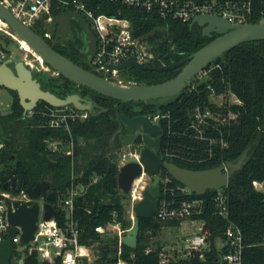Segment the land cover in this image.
I'll return each mask as SVG.
<instances>
[{
	"label": "trees",
	"instance_id": "trees-1",
	"mask_svg": "<svg viewBox=\"0 0 264 264\" xmlns=\"http://www.w3.org/2000/svg\"><path fill=\"white\" fill-rule=\"evenodd\" d=\"M251 2L252 12L247 22L264 20V0ZM165 23L163 27H157L156 21L139 23V31L146 36V40L162 52V58L151 65L180 61L216 37V34L211 38L204 36L202 27L198 24L191 27V22L169 19ZM7 42L13 45L12 39L7 38ZM48 42L68 56L51 40ZM181 69L157 71L136 67L131 76L121 74L126 82L153 84L176 76ZM203 72L205 77L197 75L189 80L177 101L162 107L158 103L163 99L124 102L87 86H78L61 74L56 81L63 79L62 85L68 88V93L79 92L91 98L94 109L89 110L87 118L71 120V131L47 125L49 116L42 107L46 102L26 119H23L22 108L15 107V111L9 115L0 114V141L5 144L0 149L2 181L6 182L22 173L24 186L30 187L48 173H54L55 189L62 197L74 175L75 181L84 186L74 203L80 241L93 246L102 259L115 260L118 249L111 250V244L115 245L117 240L105 238L96 227L106 226L113 220L119 221L124 228L133 224L132 219L126 216L124 203V199L130 195L119 188L118 181V149L122 147L124 135L129 132L121 120V113L129 116L164 113L167 116L160 120L163 137L159 152L163 159L172 160L183 167L205 169L230 161L237 162L246 153V162L225 187L229 217L214 214L212 203L202 215L207 220L206 226L212 231L207 249L162 262L160 243L154 244L148 251L152 245L151 236L156 235L162 227L175 226L179 222L162 221L154 216L140 218L138 246L134 248L123 243L121 257L137 264H216L223 251L218 247V239L228 223L233 222L243 231L246 244L243 250L244 264H264V190L255 184L256 181L264 183V39L244 42L226 51L213 59ZM190 87L193 88L189 90ZM213 94H234L240 102L217 105L211 100ZM197 107L203 112L211 109L222 117V120L208 118L209 123L204 128L205 138L196 137L197 131L191 127ZM58 136L65 142L74 140V159L70 156L59 159L58 166L51 169L49 162L52 152L46 139ZM210 138L217 140L211 143ZM222 139L227 145L222 144ZM166 152L173 155L167 156ZM12 153L16 154V158L9 162ZM167 175L174 183H182L162 167L161 176ZM215 191L210 189L202 196L209 197ZM57 219L60 224H65L66 212L60 207ZM97 242L99 244L95 246ZM25 264H60V260L55 263L40 261L38 252L33 251L26 256Z\"/></svg>",
	"mask_w": 264,
	"mask_h": 264
},
{
	"label": "built area",
	"instance_id": "built-area-1",
	"mask_svg": "<svg viewBox=\"0 0 264 264\" xmlns=\"http://www.w3.org/2000/svg\"><path fill=\"white\" fill-rule=\"evenodd\" d=\"M0 3L8 7L24 24L32 28L41 25L44 31L43 37L46 40L52 37L49 25L55 16L68 10L83 15L96 36V52L90 62L91 65L98 72L97 74L123 86L135 83L124 80L121 74L123 69L119 68L123 61L134 56L141 63L151 64L162 58V52L157 51L154 45L146 40V36L139 31L141 28L139 23L156 21L157 27H163L169 19L191 22L196 15L204 13L218 14L233 23H246L252 12L251 0L235 2L229 0L225 2L219 0H0ZM0 19L2 18L0 17ZM11 36L13 37L6 27L0 24V60L8 58L12 54L10 43L7 42V38L9 39ZM203 71L198 74L200 78L204 77L205 72ZM188 84L189 81L184 89ZM192 88L190 87L189 90ZM214 95L211 96L212 101H214ZM220 95L225 96L224 94ZM236 102H240V100L238 99ZM46 114L49 116L47 125L71 131V120L87 118L90 112L89 110H80L73 105H65L51 106ZM150 116L153 121L160 124L161 118L167 114L157 112ZM209 117L222 120V117L220 118V115L215 114L211 109H207L205 112L200 107L195 109V118L192 119L191 127L197 131L196 137L205 138L204 128L209 123ZM216 140L210 138L211 143ZM46 142L52 153H64L74 159L73 139L65 142L58 136L47 138ZM222 144L227 145L223 139ZM141 145L134 144V149L131 148L133 145L130 146L129 153L138 155ZM118 153L120 168L121 163L125 160V152L118 151ZM165 155L173 154L166 152ZM145 175H142L141 178ZM74 178L73 175L71 183L60 201L54 203L57 206V211L60 207L66 212L65 224H60L57 214L49 220L45 219L44 204L47 201L41 199L44 197L43 195L39 199L32 197L28 187H25L24 184L20 190L16 191L12 186L13 178L8 180L11 183L10 188L5 189L3 187L5 182L0 177V248L3 241L9 236L12 226L9 218L10 206L16 200L28 205L39 200L41 212L38 228L35 239L25 243L29 246L27 253L21 255L17 253L16 248V243L22 241V227L19 226V232L12 235L15 247L13 256L23 259V264H25L28 253L33 251L38 252L40 261L51 263L60 260V264H137L131 259L121 257L122 236L127 229L123 228L119 221L113 220L106 226L96 227L102 233L106 232L108 228L118 230V235L115 237L117 242L114 245L118 249V256L115 260H104L95 253L93 246L81 243L79 224L74 218V203L84 186L77 183ZM255 184L257 186V181ZM160 185L158 212L155 216L162 221L189 222L194 227L192 232L182 237L181 248L173 247L172 251V249L168 250L162 247L160 252L162 262L188 256L196 250L203 252L210 246V236L212 235L211 229L206 226L207 220L202 217L203 213L212 203L214 214L224 218L229 217V200L225 187L215 189V193L206 197L193 193L183 183H174L169 175L161 176ZM134 197L136 198L135 195ZM218 247L223 251L216 264H244L243 250L246 244L243 231L238 225L233 222L228 223L222 237L218 239Z\"/></svg>",
	"mask_w": 264,
	"mask_h": 264
},
{
	"label": "water",
	"instance_id": "water-1",
	"mask_svg": "<svg viewBox=\"0 0 264 264\" xmlns=\"http://www.w3.org/2000/svg\"><path fill=\"white\" fill-rule=\"evenodd\" d=\"M75 16L80 23L86 22L83 15L68 10L54 17L49 29L57 31L62 36L64 25L58 24L62 17ZM0 17L5 20L21 38L42 57L43 61L57 70L73 82L87 86L105 96L114 97L124 102L163 99L158 103L159 107L174 103L181 96L188 81L198 75L213 59L226 51L240 45L241 43L264 39V20L259 22L233 23L218 14L204 13L196 15L190 23L193 27L198 24L202 27L203 35L213 37L192 55L173 63L162 65H151L137 61L133 56L120 65V69L135 66L144 70L169 71L182 67L181 71L174 77L153 84L134 83L123 86L111 82L107 78L87 69L73 61L68 56L55 49L43 36L37 33L32 27L24 24L4 4L0 3ZM45 23V21L43 20ZM47 24V23H45ZM91 35V34H90ZM96 37V36H95ZM88 56L90 62L96 52V39L90 37ZM9 59L0 64V87L16 90L19 92L23 104L27 110L32 109L38 100H45L53 106L73 105L80 110H93L94 101L91 98L74 92L61 97L50 90L41 87L40 82L33 78L32 70L20 60L16 63V71L10 66ZM31 102H28L27 99ZM121 120L130 130L122 140L120 151L125 152V160L121 163L118 174L119 188L126 194L131 193L136 179L146 174L152 178V183L142 189V196L135 203V219L132 227L122 236L123 243L130 247H137L140 233V218H152L158 212L159 194L161 190V169L165 167L178 181L187 185L193 193L203 195L210 189H220L228 185L229 181L245 164L246 153L237 162H226L216 167L205 169H192L183 167L176 162L163 159L159 152L162 149V126L153 121L149 114L129 116L121 113ZM134 144H144L138 149V155L130 154L129 148ZM0 141V149L3 147ZM63 155L54 153L51 158L58 160ZM52 182L39 181L35 186L28 187L32 197L39 199L42 195L47 196L48 201L44 204L45 219L49 220L57 214V206L53 203L55 192L48 193ZM11 183L6 181L3 184L9 189ZM12 186L18 191L23 186V174L13 178ZM41 212V203L36 200L28 205L16 200L10 206L9 218L12 223L9 236L3 241L0 248V264H23V259L13 256L15 251L12 235L19 232L22 227V241L29 243L35 239L38 228V221Z\"/></svg>",
	"mask_w": 264,
	"mask_h": 264
},
{
	"label": "flooded vegetation",
	"instance_id": "flooded-vegetation-1",
	"mask_svg": "<svg viewBox=\"0 0 264 264\" xmlns=\"http://www.w3.org/2000/svg\"><path fill=\"white\" fill-rule=\"evenodd\" d=\"M59 24H61L62 26L64 25V30H63L62 36L59 35L56 30L52 32L49 29L52 32V37L50 40L54 44H57V46L59 45L58 47H60L63 51L67 52L68 57L71 58L73 61H75L76 63L80 64L81 66H83L85 68H89L88 63L90 62V56H88V47H89V43L91 40L90 37L92 36L93 39L94 38L96 39L95 33H94L93 29L91 28L89 22L86 21L84 23H80L76 19L75 16H72L69 18H66V17L60 18L58 21V24H56L55 27H57ZM215 34L216 33H213V36ZM217 35L218 34H216V36ZM14 46H15V49L11 50L12 54L8 58L0 60V64H2V62H5L9 59H13V61H10L8 64L14 71H16L17 70L16 69V63L18 61L22 60L25 63V65L32 70L33 78L37 79V81L40 82L41 87L43 89L50 90L51 92H54L61 97H65L66 95L70 94V93H68V90H67L68 88L64 87L62 85L63 79H58L57 81H56V78L46 79L43 77L44 73H42L41 71H36L35 69H33L30 66L29 62H27L24 58L23 59H20V57L16 58L14 51L20 50V48H22V46L21 45L18 46L17 44L16 45L14 44ZM49 68H51L54 72H57L58 76L60 77L61 74L57 70L53 69L50 66H49ZM41 74H43V75H41ZM57 85H61L62 87L59 88V87H57ZM77 85L80 86L79 84H77ZM2 90L7 93V95L9 96V99H10V101L8 103V107L0 109V114H2V115L12 114L15 111V107H16L17 109L22 108L23 119H26V118L30 117L35 112L36 108L41 107L40 105H42L43 102H46V104L44 106H42L43 108H45V109H43L45 114L47 113L48 108L53 106L51 104L47 105L48 102L45 100H38L32 109L27 110L26 106L22 102V99H21L18 91L6 88L4 86L0 87V92ZM60 93L63 95H60ZM27 101L31 102V100L29 98L27 99ZM18 105H20V107H18ZM143 146H144V144L141 145V148ZM120 148L118 149V151H120ZM131 148L134 149V145ZM52 154H54V153L50 154L49 167L51 169H54L55 167L58 166L59 159L58 160L52 159L51 158ZM60 154L63 155L62 158L68 157V155H66L64 153H60ZM15 158H16V154L12 153L10 156L11 160L9 162H13L15 160ZM62 158H60V159H62ZM161 171H162V169H161ZM20 174H22V173H19V175ZM54 176H55L54 173H48L42 179L38 180V182L41 180H45L47 182L53 183L52 186L48 189V193H50L52 191L55 192V200H53V203H57L60 201L61 196L58 193V191L55 189ZM15 177H17V176H14L13 178H15ZM23 184H24V175H23ZM31 186L32 185H30V187ZM41 199L48 201L47 196L41 197Z\"/></svg>",
	"mask_w": 264,
	"mask_h": 264
},
{
	"label": "rangeland",
	"instance_id": "rangeland-1",
	"mask_svg": "<svg viewBox=\"0 0 264 264\" xmlns=\"http://www.w3.org/2000/svg\"><path fill=\"white\" fill-rule=\"evenodd\" d=\"M9 27V26H8ZM37 33H39L41 36H44V31H43V27L41 25H36L33 28ZM7 30V28H6ZM10 31L15 35V38H13L11 36L10 39L13 40V45H10V49L14 50L16 45H21L20 41L24 44L22 46V48H20V50H15L14 54L15 57L18 58L20 57V59H25L27 62H29V64H32L33 66H31L33 69H35L36 71H41L43 74V77L46 79H53V78H58V73L54 72L51 68H47V64L43 61L42 57L39 56L37 53H35L34 51L31 50L30 45H28L14 30L11 29L10 27ZM20 41H19V40ZM50 40V39H48ZM57 45V44H54ZM20 46V47H21ZM59 46V45H58ZM89 69L95 73H98L95 71L94 67L91 65V63L89 62ZM49 67V66H48ZM136 68L135 66H131V67H127L125 69H123L121 72L122 74H124L125 76H131V74H133V69ZM205 77V75H204ZM213 100L216 101L215 103L217 105H223L225 102H236L238 99L234 94H229L228 96H223V95H214L213 96ZM10 99L9 96L7 95L6 92H4L3 90L0 92V109L1 108H6L8 107V103H9ZM232 115V114H231ZM247 155V154H246ZM1 167V164H0ZM152 183V178L148 175H145L143 178L139 177L133 186V191L131 193H129L130 196H128L127 198L124 199V203H125V207H126V216L130 219H132V221L134 222L135 219V203L137 200L140 199V196L142 194V189L145 186H148ZM257 187L264 190V183L261 182H257ZM134 195L136 196V198L134 197ZM133 225V224H132ZM132 227V226H131ZM131 227H125L127 230H129ZM124 228V227H123ZM193 226L189 223V222H184V223H179L178 225H166L164 227H162V229L160 231H158V233L156 235L151 236V241H152V245H150L148 248L151 249L153 248L156 243H160L162 245V247H165V249H172L173 251V247H177V248H181L182 243H181V239L182 237L189 233L192 232L193 230ZM105 238L111 239V238H115L118 235V230L116 228H108L106 232L103 233ZM99 243L97 242L95 244L98 245ZM111 246H113L111 248V250H115V247L113 244H111ZM16 248H17V253L23 255L24 253H27L29 250V246L28 244H25L23 241L16 243ZM93 250L95 251V249L93 248Z\"/></svg>",
	"mask_w": 264,
	"mask_h": 264
},
{
	"label": "bare ground",
	"instance_id": "bare-ground-1",
	"mask_svg": "<svg viewBox=\"0 0 264 264\" xmlns=\"http://www.w3.org/2000/svg\"><path fill=\"white\" fill-rule=\"evenodd\" d=\"M0 24H2V25H4L6 28H7V31L10 33V34H12L13 35V37L15 38V39H17L16 37H15V35L10 31V25L5 21V20H3V19H0ZM9 26V27H8ZM12 29V28H11ZM13 30V29H12ZM16 32V31H15ZM17 33V32H16ZM18 34V33H17ZM19 35V34H18ZM20 36V35H19ZM23 39V38H22ZM19 40V39H18ZM28 45H29V43L25 40V39H23ZM20 41V40H19ZM20 44L23 46L24 44L20 41ZM30 48H31V50L32 51H34L35 53H37L31 46H30ZM38 54V53H37ZM39 55V54H38ZM40 56V55H39ZM30 66H33L32 64H30ZM47 68H49L48 66H47Z\"/></svg>",
	"mask_w": 264,
	"mask_h": 264
}]
</instances>
